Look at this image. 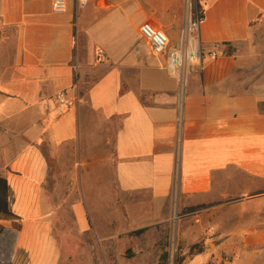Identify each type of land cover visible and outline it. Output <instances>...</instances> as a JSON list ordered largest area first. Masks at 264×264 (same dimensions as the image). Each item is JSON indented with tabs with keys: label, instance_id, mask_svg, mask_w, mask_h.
I'll list each match as a JSON object with an SVG mask.
<instances>
[{
	"label": "crops",
	"instance_id": "obj_1",
	"mask_svg": "<svg viewBox=\"0 0 264 264\" xmlns=\"http://www.w3.org/2000/svg\"><path fill=\"white\" fill-rule=\"evenodd\" d=\"M199 1L202 53L182 89L142 30L176 43ZM263 27L264 0H66L62 12L0 0V225L17 231L8 264H109L112 203L87 200H111L114 183L132 223L118 232L155 236L174 198L197 197L207 202L197 222L176 236L184 253L203 250L182 264L201 254L264 264ZM60 90L72 102L63 113Z\"/></svg>",
	"mask_w": 264,
	"mask_h": 264
},
{
	"label": "rangeland",
	"instance_id": "obj_2",
	"mask_svg": "<svg viewBox=\"0 0 264 264\" xmlns=\"http://www.w3.org/2000/svg\"><path fill=\"white\" fill-rule=\"evenodd\" d=\"M258 39H264V27L257 36ZM115 126V123L113 124ZM46 185V184H45ZM103 185V184H102ZM51 187V195H54L56 199L60 195L57 188V183L54 182L49 184ZM113 198L111 200L104 198L103 192H97L96 198L87 200L88 206L91 208L104 207L108 205L111 201L113 214V236L109 246V264H154L153 251L158 250V248L163 251L164 249L168 251L167 264H175V260L181 256H187V252L184 253V246L182 242L177 239L176 236V226L177 224L187 225L188 223L197 222L195 216L192 215L193 211H200V209L206 205V201L201 200L197 197H187L181 196L179 199L174 198L169 206L172 209L171 220L167 222L165 228L162 229L160 225H157V231L160 232L161 236L159 240H156L157 233L153 235V231H147L143 233L136 234L134 230L126 231L125 233H120L121 229H126L127 226L132 227V223L126 224L125 216L122 214L124 209V199L121 193L117 190L114 183ZM101 195V196H100ZM216 198L210 199L208 203L216 202ZM58 202V200H57ZM194 213V212H193ZM66 216L69 218V214L66 211ZM231 220V214L229 215ZM96 222L99 224L104 223L103 215H95ZM130 224V225H129ZM214 231H210L209 240L211 242L210 246H213V239L215 237ZM158 241V246L155 244L154 248L151 246L154 241ZM160 251V252H161ZM153 255V256H152ZM206 255L201 254L195 256L193 260H187L184 264H201L206 261ZM77 264V263H75ZM209 264H236L234 260H220L219 262H210Z\"/></svg>",
	"mask_w": 264,
	"mask_h": 264
},
{
	"label": "built area",
	"instance_id": "obj_3",
	"mask_svg": "<svg viewBox=\"0 0 264 264\" xmlns=\"http://www.w3.org/2000/svg\"><path fill=\"white\" fill-rule=\"evenodd\" d=\"M89 0H79L80 6H85ZM199 11L180 30L179 39L171 43L168 35L159 27H145L142 37L149 44L154 54H165L166 69L168 73L176 78L182 89L187 83L189 70L198 64L201 57V46L198 40V29L202 21L203 5L199 1ZM51 9L54 12H62L66 7V0H50ZM212 57L218 55L216 50L209 52ZM53 100L57 105L59 113L66 111L72 102L66 97L63 90L56 92Z\"/></svg>",
	"mask_w": 264,
	"mask_h": 264
},
{
	"label": "trees",
	"instance_id": "obj_4",
	"mask_svg": "<svg viewBox=\"0 0 264 264\" xmlns=\"http://www.w3.org/2000/svg\"><path fill=\"white\" fill-rule=\"evenodd\" d=\"M226 46V53L231 54L233 49L228 45V42H223ZM145 228L134 230L136 234L143 232ZM17 238V231L6 226L0 225V264H8L11 261L12 251ZM203 250L200 243H194L189 247L187 255L199 253ZM186 256L178 257L175 264H182ZM168 251L163 250L159 255L157 264H167Z\"/></svg>",
	"mask_w": 264,
	"mask_h": 264
}]
</instances>
